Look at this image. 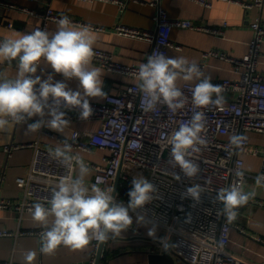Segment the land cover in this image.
<instances>
[{
    "label": "built area",
    "instance_id": "2783aa9c",
    "mask_svg": "<svg viewBox=\"0 0 264 264\" xmlns=\"http://www.w3.org/2000/svg\"><path fill=\"white\" fill-rule=\"evenodd\" d=\"M196 1L211 6L207 0ZM226 1L245 8L264 7V0ZM151 5L158 8L154 18V29L135 28L125 24L116 26V31L120 35L151 43L149 55L155 50L168 57L170 49L181 48L172 39L174 27L222 33L220 29L205 27L191 20L170 18L160 7L159 0H152ZM0 7L7 10L17 9L37 18L35 30L49 31L50 24L63 16L50 7L45 11H37L5 0H0ZM68 18L74 24L95 28ZM8 26L13 27V23ZM251 27L254 39L243 57L235 58L226 52L218 51L204 54V57L214 56L229 62L233 71L238 74V79L226 78L212 82L222 85L223 93L232 94V97L225 99L222 105H210L199 109L205 113L206 126L202 135L206 138L207 145L202 146L200 152L193 154L201 169L195 178H188L179 167H172L170 147L166 144L167 135L186 122L192 112L197 110L193 109L190 103L189 89L194 83L185 82L179 86L189 97V103L175 113L170 112L165 105H158L154 112H145L136 84H129L120 93H108L102 102L90 101L93 112L86 121H99L100 125L96 130L84 132L75 130L69 138L56 136L45 129L41 130V133L56 138L58 142L67 141L73 148L83 152H92L94 149L107 150L109 154L103 158L102 163L85 162L95 171L94 177L87 182L89 185L112 187L117 202L127 205L133 176L143 174L149 179L157 188L155 198L143 208L135 212L130 211L135 216H143L144 220L162 229L163 234L158 245L160 253L171 251L188 264H254L228 249L232 229L235 226L242 232H245V229L241 225H235V220L229 222L222 212L223 205L215 200L219 188L229 187L239 181L245 191L248 180L255 182L256 176L264 173V147L254 144L249 136L250 133L264 134V74L259 71L263 56L261 46L264 42V25L261 19H257ZM93 51V60L101 67L135 77L139 66L119 62L115 60L113 54L102 49L93 48ZM198 65L202 71L206 67L205 63ZM67 118L84 121L79 119L78 110L67 111ZM233 134L247 138L240 148L230 146V137ZM25 147L34 148L35 153L27 174L16 179L18 186L24 190V197L16 201L0 196V210L12 211L21 219L26 213H30L29 209L35 202L47 203L51 198L52 189L62 177L76 174L75 167L70 171L62 166L50 154L52 150L43 148L39 141L5 145L4 151L10 156L13 150ZM244 155L261 159L258 171L246 169ZM236 171L243 172V177H236L234 175ZM175 175H179L180 179H175ZM117 180L119 183L115 188ZM193 184L205 187L199 202L186 196V189ZM248 202L264 206V200L254 197ZM45 230L14 232L2 229L0 237L20 234L41 235ZM91 248L90 259L76 264H106L105 247L100 253L101 243L93 240ZM0 264L18 263L0 259Z\"/></svg>",
    "mask_w": 264,
    "mask_h": 264
},
{
    "label": "clouds",
    "instance_id": "9594fccd",
    "mask_svg": "<svg viewBox=\"0 0 264 264\" xmlns=\"http://www.w3.org/2000/svg\"><path fill=\"white\" fill-rule=\"evenodd\" d=\"M94 44L90 26L76 25L67 16H61L52 32L36 29L0 38V61L16 62L15 76L0 71V132L24 124L28 133L38 132L43 127L63 133L71 124L67 118V111L71 110H78L80 120H88L93 112L89 98L106 96L103 91L105 72L92 63ZM42 65L52 71L45 75ZM56 74L63 79L56 80ZM73 79L79 82L78 90L69 86L68 81ZM135 80L145 112L156 111L158 105H165L173 113L184 109L189 97L178 86V81L194 83L189 89L190 103L197 110L167 135L166 144L170 147L172 167H179L188 178L197 177L201 169L193 154L207 145L202 135L205 113L199 109L222 105L223 86L213 84L196 62L182 56L167 57L155 50L146 63L139 65ZM34 117L37 119L33 120ZM246 139L233 134L230 146L240 148ZM50 154L70 171L75 167L76 174L62 177L46 204L35 202L29 209L32 219L46 229L40 237L43 254H52L61 245L79 250L93 240L104 243L111 237H119L133 223L130 210L135 212L155 198L157 188L143 174L133 176L127 205L117 202L112 187L89 185L87 178L91 169L82 158L72 154V145L67 141ZM234 175L242 178L244 173L236 171ZM175 179L179 180L180 176L175 175ZM255 184L264 186V173L256 176ZM203 192L204 186L193 184L186 189V196L199 202ZM254 195V191H243L238 181L219 188L215 200L223 205V214L232 222L237 218V209ZM137 222L143 223L144 217L137 216ZM148 235L154 236L155 230L149 229ZM36 255L35 251H28L24 256L25 264H33Z\"/></svg>",
    "mask_w": 264,
    "mask_h": 264
},
{
    "label": "crops",
    "instance_id": "0c3cea01",
    "mask_svg": "<svg viewBox=\"0 0 264 264\" xmlns=\"http://www.w3.org/2000/svg\"><path fill=\"white\" fill-rule=\"evenodd\" d=\"M17 6L45 11L52 8L63 16L73 20L89 24L95 38L93 48L102 49L113 54L115 60L124 64L139 66L146 63L150 54L151 43L143 40L118 34L116 26L125 24L135 28L154 29L155 16L158 8L151 5L152 0H5ZM206 1V0H204ZM211 6L203 5L196 0H159L162 7L172 19H187L196 24L209 28L222 30L221 34L198 31L190 28L174 27L172 39L181 48H172L168 57H185L189 62L205 63L203 70L205 76L211 81L223 80L226 78L238 79V74L233 71L232 65L218 57H204V54L211 51L226 52L235 58L243 57L249 48L250 42L254 39V31L251 24L261 19L264 25V7L245 8L242 5L226 0H207ZM251 2L252 0H240ZM0 38L15 37L22 33L35 30L38 19L26 12L17 9L0 10ZM13 23V27L8 24ZM77 25V24H76ZM57 22H52L49 32L55 31ZM100 27L102 29L96 28ZM263 56L261 57L259 71L264 74V42L261 46ZM15 61L12 63L0 61V71L8 76H15ZM93 65L104 70L103 91L106 93H120L129 84H136L135 77L111 72L97 64ZM44 74L51 72L49 66L42 65ZM38 75L41 72L38 70ZM56 80L63 77L56 74ZM73 90L79 89V82L75 79L68 81ZM185 83L178 81V86ZM225 99H230L232 94L223 93ZM103 98H89L93 102H102ZM37 119L34 117L33 120ZM69 119V118H68ZM65 128L63 133L56 132L47 127L45 129L56 136L69 138L73 131H94L99 121H76ZM32 121H29L31 123ZM26 125H13L7 131L0 132V196L20 201L24 197V190L16 182L17 177L25 176L29 164L32 161L35 149L32 147L19 148L8 154L4 151L5 145L26 144L39 141L46 149H55L62 146L56 138L48 134L26 132ZM251 141L264 147V134L250 133ZM72 154L94 163H102L103 158L109 154L107 150L94 149L92 152H83L72 147ZM246 169L258 171L261 159L256 156L244 155ZM91 174L87 178L91 180L95 171L92 167ZM255 192L252 196L264 200V186H257L253 180H248L245 192ZM235 225H241L245 232L236 226L231 231V242L228 249L244 260L254 264H264V206H258L251 202L240 207L237 211ZM133 218L132 225L121 233L119 237H111L105 242L104 261L106 264H149V255L160 253L158 245L163 231L158 226L144 220L137 222V216L131 211ZM51 218L49 220V226ZM8 229L18 232L45 229L32 219L30 213H26L21 219L12 211L0 210V230ZM149 229L155 230L154 236H149ZM40 237L37 234H20L16 236L0 237V259L13 260L18 264H25L24 256L28 251L37 253L33 264H76L84 263L91 256V242L86 247L73 250L63 245L59 246L52 254L40 252ZM176 264H188L183 259L175 256Z\"/></svg>",
    "mask_w": 264,
    "mask_h": 264
},
{
    "label": "water",
    "instance_id": "95a60500",
    "mask_svg": "<svg viewBox=\"0 0 264 264\" xmlns=\"http://www.w3.org/2000/svg\"><path fill=\"white\" fill-rule=\"evenodd\" d=\"M2 7H0L1 10ZM1 12V11H0ZM119 181L117 180L115 188H117ZM104 243H101V251L103 250ZM176 255H174L171 251H167L164 253H152L149 255V264H176ZM100 258L98 259V262Z\"/></svg>",
    "mask_w": 264,
    "mask_h": 264
}]
</instances>
